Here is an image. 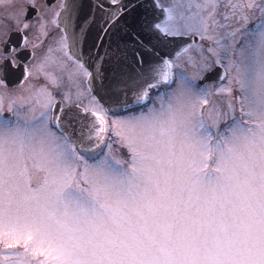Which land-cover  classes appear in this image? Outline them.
Instances as JSON below:
<instances>
[{"label": "snow or ice", "instance_id": "obj_1", "mask_svg": "<svg viewBox=\"0 0 264 264\" xmlns=\"http://www.w3.org/2000/svg\"><path fill=\"white\" fill-rule=\"evenodd\" d=\"M222 3L66 0V82L46 71L51 55L20 60L35 57L28 23L0 35V86L35 68L57 89L27 108L0 97V242L44 256L34 264H264V0H229L225 23ZM213 77L214 90L198 84ZM85 82L90 104H74ZM30 166L46 177L35 187Z\"/></svg>", "mask_w": 264, "mask_h": 264}, {"label": "flooded vegetation", "instance_id": "obj_2", "mask_svg": "<svg viewBox=\"0 0 264 264\" xmlns=\"http://www.w3.org/2000/svg\"><path fill=\"white\" fill-rule=\"evenodd\" d=\"M14 1V3H13ZM232 3H244L247 0H230ZM65 3V0H11V3L5 6H0V35L5 32L11 34L13 41L16 39L17 32V20H20L21 23H28L31 26V32L27 33L29 39L35 44V57L27 55V50L24 55L20 57V60L24 63H31L33 65L39 64L45 55H51L52 59L48 63L46 71L52 73L58 79H62L66 82V73L71 71V66L65 69L59 67V57L60 53L55 49L57 47L56 40L61 33V29L56 27L54 21L59 20L57 17L58 12H62L61 5ZM161 3L164 6H167L169 3L161 0ZM229 3V0H224V3L221 4L218 9L216 18L225 23L222 13L226 10L231 12V8H225V4ZM254 10V9H252ZM247 13L249 9L246 10ZM227 23H232V21H227ZM44 26L43 28L41 26ZM220 31H224L221 29ZM197 43H200L197 38ZM51 47L53 52L48 53V48ZM32 48V45H29V49ZM11 82L8 83L7 87L0 86V97L3 98L5 110L11 101L16 100L18 105H21L25 108L28 107L29 102L35 103L36 97L40 93L42 86L47 85L49 91H57L56 87L52 85L51 81L46 80L43 73L38 72L35 68L32 69V74L24 79L21 76L19 71H16L11 76ZM226 79L223 82H225ZM176 82H173L170 87H174ZM206 83H217V82H206ZM198 84L199 81H198ZM201 86L203 84H200ZM29 88V89H27ZM72 102L74 104L78 103L82 106H87L90 104V96L86 90L85 86L82 87L83 94L81 96L76 95V90L72 89ZM61 97H57L60 99ZM140 109L137 108L136 111ZM123 112L120 114H125ZM41 169L39 167L29 168V179L32 185L38 186L42 183ZM5 244L0 242V249H3Z\"/></svg>", "mask_w": 264, "mask_h": 264}, {"label": "rangeland", "instance_id": "obj_3", "mask_svg": "<svg viewBox=\"0 0 264 264\" xmlns=\"http://www.w3.org/2000/svg\"><path fill=\"white\" fill-rule=\"evenodd\" d=\"M166 3H170L171 0H163ZM14 3V1H13ZM248 10V9H247ZM257 10L254 9H249L248 15L250 16V18H255V16L257 15ZM205 44V47H207L209 45V41H204L203 42ZM188 73L191 74L194 69L192 68H188ZM214 82V81H213ZM177 83V82H176ZM176 83L174 85L173 88L176 87ZM224 84H227L228 81L226 79L225 82H223ZM213 84V90L215 87V83H211ZM29 89V88H27ZM232 97H235V106H236V112L235 115L239 116L240 112H239V97H240V92L238 89V86L233 85V92L231 93ZM213 102H215V104L220 105L225 111H227V99H228V94H220L217 93L215 95H213V97L211 98ZM210 105H206L204 106V111H205V116L207 118V112L209 109ZM40 107L39 105L36 106V112L38 113L40 111ZM140 111V110H139ZM139 111H136V113L138 114ZM129 113H125V114H121L123 116H127ZM113 117H109V119H112ZM211 121H209L210 123ZM223 126V125H221ZM112 154L117 158V159H121L124 161H127L130 159V153L128 152V149L124 146H121L119 143L113 142L112 144ZM41 176H42V183L45 180V173L43 171H41ZM4 258H7V264H17L18 261H24L25 264H34V262L36 260H43L44 256H33L31 254L25 255V250L23 247V244L21 243L20 245H16V247L14 249H8L6 246L3 249H0V261H3Z\"/></svg>", "mask_w": 264, "mask_h": 264}, {"label": "water", "instance_id": "obj_4", "mask_svg": "<svg viewBox=\"0 0 264 264\" xmlns=\"http://www.w3.org/2000/svg\"><path fill=\"white\" fill-rule=\"evenodd\" d=\"M65 3H66V0H65ZM62 15H63V13L61 12V17H62ZM61 17H59V19H60ZM160 18L163 19V14H162V13L160 14ZM188 42H190V41H188ZM175 50H177V46H176V45H173V46L169 47L168 49H166V51L169 52V53H174ZM218 71H219V73H220L221 75L223 74L222 69H218ZM213 81H214V82H217V81L215 80V77H213V79L208 80V81H199V83H200V84H204V83H206V82H213ZM121 113H123V112H121Z\"/></svg>", "mask_w": 264, "mask_h": 264}]
</instances>
